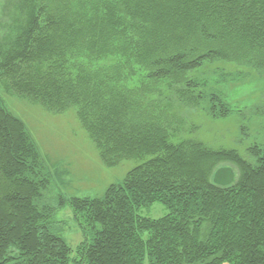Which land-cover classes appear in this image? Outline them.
<instances>
[{"label":"trees","instance_id":"16d2710c","mask_svg":"<svg viewBox=\"0 0 264 264\" xmlns=\"http://www.w3.org/2000/svg\"><path fill=\"white\" fill-rule=\"evenodd\" d=\"M0 12V78L47 110L73 107L105 165L149 157L101 197L66 199L93 229L74 254L47 223L48 168L0 96V264H264V145L240 155L186 137L196 112H231L204 69L264 77V0H4ZM221 166L229 185L212 182ZM154 202L167 214L137 213Z\"/></svg>","mask_w":264,"mask_h":264},{"label":"rangeland","instance_id":"374dc122","mask_svg":"<svg viewBox=\"0 0 264 264\" xmlns=\"http://www.w3.org/2000/svg\"><path fill=\"white\" fill-rule=\"evenodd\" d=\"M203 71L205 73L200 74L207 79L208 91L217 94L231 112L227 117L215 119L201 111L196 112L192 122L197 128L186 137L215 150L233 149L240 155L254 144L263 146L264 77L246 68H232L229 73L218 69ZM0 96L5 107L25 124L48 168L49 184L43 197V205L50 213L47 223L74 253L82 240L91 238L93 229L81 231L71 216L66 199L71 196L101 197L110 184L120 183L131 168L149 157L105 165L73 107L57 112L47 110L39 101L14 91L4 78H0ZM167 212V208L158 202L137 209L139 215L152 219ZM144 264H148L147 260Z\"/></svg>","mask_w":264,"mask_h":264},{"label":"water","instance_id":"95a60500","mask_svg":"<svg viewBox=\"0 0 264 264\" xmlns=\"http://www.w3.org/2000/svg\"><path fill=\"white\" fill-rule=\"evenodd\" d=\"M234 177V170L230 166H221L213 172L212 182L220 186H226L233 182Z\"/></svg>","mask_w":264,"mask_h":264}]
</instances>
